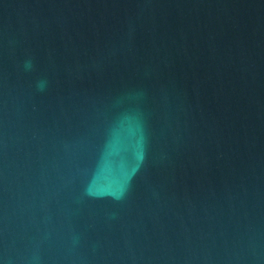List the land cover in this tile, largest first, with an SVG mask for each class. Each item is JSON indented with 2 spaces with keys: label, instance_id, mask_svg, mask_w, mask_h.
<instances>
[{
  "label": "water",
  "instance_id": "water-1",
  "mask_svg": "<svg viewBox=\"0 0 264 264\" xmlns=\"http://www.w3.org/2000/svg\"><path fill=\"white\" fill-rule=\"evenodd\" d=\"M0 264H264V0H0Z\"/></svg>",
  "mask_w": 264,
  "mask_h": 264
}]
</instances>
